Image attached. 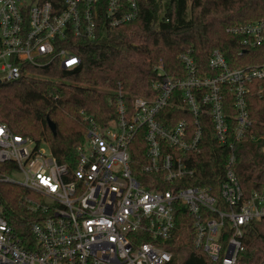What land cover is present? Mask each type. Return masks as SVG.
<instances>
[{
	"label": "built area",
	"instance_id": "obj_1",
	"mask_svg": "<svg viewBox=\"0 0 264 264\" xmlns=\"http://www.w3.org/2000/svg\"><path fill=\"white\" fill-rule=\"evenodd\" d=\"M138 15L137 0H0V81H17L31 75L29 67L54 62L74 69L81 58L72 37L95 39ZM227 33L245 49L264 47L263 20L232 25ZM181 58L184 78L171 77L163 64L156 67L154 97L136 96L129 107L119 87L110 102L114 118L102 124L86 115L84 141L67 162L51 146L44 149L49 142L17 134L0 120V164L22 176L17 181L3 174L0 182L39 197L30 201L39 215L29 221L28 234L0 212V264H168L177 202L194 218V248L220 264H238L245 227L264 218V187L246 195L235 171L236 145L253 125L248 96L252 89L264 96V61L230 68L214 50L209 66L217 73L207 76L198 74L190 55ZM227 89L237 112L234 125L224 104ZM171 102L192 120L165 125L160 114ZM139 133L146 143L143 180L131 167L130 149ZM207 133L228 149L220 197L185 183L196 176L194 153L202 150Z\"/></svg>",
	"mask_w": 264,
	"mask_h": 264
},
{
	"label": "trees",
	"instance_id": "obj_2",
	"mask_svg": "<svg viewBox=\"0 0 264 264\" xmlns=\"http://www.w3.org/2000/svg\"><path fill=\"white\" fill-rule=\"evenodd\" d=\"M39 1L61 4V0ZM137 2L139 15L135 20L105 29L95 39L71 38L73 51L81 58L78 67L63 69L59 62L44 67L31 66V75L14 82H0V120L17 134L38 143L49 142L60 160L67 162L84 141L85 116H93L102 124L114 118L116 109L110 102L116 100L119 87L123 88L129 107L136 96L154 97L157 92L152 81L159 65L163 64L171 77L181 79L187 75L181 58L184 54L193 58L198 74L207 76L217 73L209 66L214 50L223 53L230 68L264 61L263 46L245 49L241 47L240 38L227 33V28L235 24L264 21V0ZM224 104L227 117L234 125L237 112L229 89L225 92ZM248 109L253 125L249 135L236 145L235 164L246 195L264 187L261 138L264 135V96L258 97L255 89L248 96ZM161 116L168 126L170 120L173 123L184 117L192 120L185 108L177 107L173 102L162 111L160 119ZM48 118L56 123V135L48 125ZM202 119L209 121V118ZM205 140L202 150L194 153L198 168L196 176L185 183L206 186L213 195L220 197L228 149L216 143L210 133L206 134ZM130 151L133 173L143 180L147 177L142 172L146 162L143 134H138ZM7 173L9 170L0 164V175ZM167 188L170 186L165 185L164 189ZM38 198L22 186L0 182V212L22 234H28L29 221L38 218L39 214L29 207L31 199ZM175 211L176 227L167 241L173 260L168 264H220L194 248V218L188 209L177 202ZM243 246L238 264H264V218L252 220L245 227Z\"/></svg>",
	"mask_w": 264,
	"mask_h": 264
},
{
	"label": "rangeland",
	"instance_id": "obj_3",
	"mask_svg": "<svg viewBox=\"0 0 264 264\" xmlns=\"http://www.w3.org/2000/svg\"><path fill=\"white\" fill-rule=\"evenodd\" d=\"M60 114H61V116H64V118H67V116L64 115L63 112H60ZM60 131H62V128H60ZM42 146H43L44 149L47 150V151H49L50 146H51V148H52V145H51L50 143H44ZM52 149H53V148H52ZM9 174L11 175V178H12V179H15V180H17V181H21V179H22V176H21L20 174H18V173H11V172H9Z\"/></svg>",
	"mask_w": 264,
	"mask_h": 264
},
{
	"label": "water",
	"instance_id": "obj_4",
	"mask_svg": "<svg viewBox=\"0 0 264 264\" xmlns=\"http://www.w3.org/2000/svg\"><path fill=\"white\" fill-rule=\"evenodd\" d=\"M47 121H48V125H49L51 131L53 132L54 135H56L57 134L56 123L51 118H48Z\"/></svg>",
	"mask_w": 264,
	"mask_h": 264
}]
</instances>
